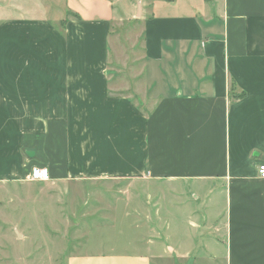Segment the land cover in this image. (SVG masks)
Segmentation results:
<instances>
[{
  "label": "crops",
  "instance_id": "obj_1",
  "mask_svg": "<svg viewBox=\"0 0 264 264\" xmlns=\"http://www.w3.org/2000/svg\"><path fill=\"white\" fill-rule=\"evenodd\" d=\"M27 1L0 0V182L30 181L44 167L53 186L144 179L196 189L225 263L264 264V0L139 3L141 110L132 89L106 94L113 2L80 0L87 16L55 20L66 25L62 38ZM132 225L134 251L77 254L67 264H167L147 243L157 231Z\"/></svg>",
  "mask_w": 264,
  "mask_h": 264
},
{
  "label": "rangeland",
  "instance_id": "obj_2",
  "mask_svg": "<svg viewBox=\"0 0 264 264\" xmlns=\"http://www.w3.org/2000/svg\"><path fill=\"white\" fill-rule=\"evenodd\" d=\"M105 1L113 2L115 9L112 33L103 46L106 94L114 96L113 86L120 89L118 95L125 93V87L132 89L134 107L141 110L138 102L142 99L146 62L143 25L134 16L146 0ZM39 2L45 10L39 8ZM79 3L80 0H30L24 6L36 9V14L47 11V17L55 23L59 17L68 19V14L87 16L88 13L81 14ZM54 23L59 35L66 37L65 23ZM115 114L121 120L126 112L120 107ZM78 181L79 186L73 185L77 183L75 179L57 186L50 181L0 182V264H67L69 257L77 254L130 253L140 234L132 229L136 220L157 231L154 236L149 232L147 243L159 249L157 256L170 260H163L167 264H226L224 246L218 244L216 230L204 227L209 215L196 189L175 190L167 182L144 179ZM206 232L212 233L211 241ZM206 241L208 248L204 247Z\"/></svg>",
  "mask_w": 264,
  "mask_h": 264
},
{
  "label": "built area",
  "instance_id": "obj_3",
  "mask_svg": "<svg viewBox=\"0 0 264 264\" xmlns=\"http://www.w3.org/2000/svg\"><path fill=\"white\" fill-rule=\"evenodd\" d=\"M259 175L264 179V164L259 167ZM50 179V172L44 167H34L28 177V180L33 182H46L50 181Z\"/></svg>",
  "mask_w": 264,
  "mask_h": 264
},
{
  "label": "water",
  "instance_id": "obj_4",
  "mask_svg": "<svg viewBox=\"0 0 264 264\" xmlns=\"http://www.w3.org/2000/svg\"><path fill=\"white\" fill-rule=\"evenodd\" d=\"M28 155L33 157L34 156V153L33 152H28Z\"/></svg>",
  "mask_w": 264,
  "mask_h": 264
}]
</instances>
